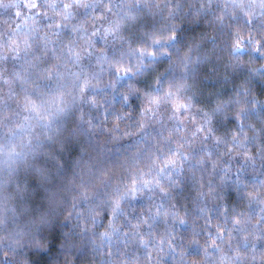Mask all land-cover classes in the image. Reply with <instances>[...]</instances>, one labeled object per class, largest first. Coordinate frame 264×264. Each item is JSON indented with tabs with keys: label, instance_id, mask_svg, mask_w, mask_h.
Here are the masks:
<instances>
[{
	"label": "clouds",
	"instance_id": "1",
	"mask_svg": "<svg viewBox=\"0 0 264 264\" xmlns=\"http://www.w3.org/2000/svg\"><path fill=\"white\" fill-rule=\"evenodd\" d=\"M0 264H264V0H0Z\"/></svg>",
	"mask_w": 264,
	"mask_h": 264
},
{
	"label": "snow or ice",
	"instance_id": "2",
	"mask_svg": "<svg viewBox=\"0 0 264 264\" xmlns=\"http://www.w3.org/2000/svg\"><path fill=\"white\" fill-rule=\"evenodd\" d=\"M26 106H30L33 111L39 112V107L35 103H33L30 99L28 100V105ZM213 243H215V241H213Z\"/></svg>",
	"mask_w": 264,
	"mask_h": 264
}]
</instances>
